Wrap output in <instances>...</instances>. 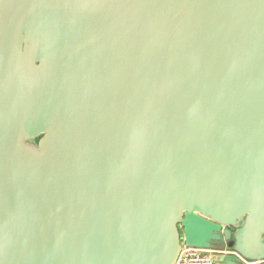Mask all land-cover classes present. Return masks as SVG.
Segmentation results:
<instances>
[{
    "label": "water",
    "instance_id": "1",
    "mask_svg": "<svg viewBox=\"0 0 264 264\" xmlns=\"http://www.w3.org/2000/svg\"><path fill=\"white\" fill-rule=\"evenodd\" d=\"M184 245L264 264V0H0V264Z\"/></svg>",
    "mask_w": 264,
    "mask_h": 264
},
{
    "label": "built area",
    "instance_id": "2",
    "mask_svg": "<svg viewBox=\"0 0 264 264\" xmlns=\"http://www.w3.org/2000/svg\"><path fill=\"white\" fill-rule=\"evenodd\" d=\"M222 252L215 249H205L184 245L176 264H216V254ZM247 264H260L261 262L247 261Z\"/></svg>",
    "mask_w": 264,
    "mask_h": 264
},
{
    "label": "rangeland",
    "instance_id": "3",
    "mask_svg": "<svg viewBox=\"0 0 264 264\" xmlns=\"http://www.w3.org/2000/svg\"><path fill=\"white\" fill-rule=\"evenodd\" d=\"M216 256H221L220 261H221L222 264H231V263H229L230 261L227 258L229 255H227L225 253H222V254H218V255L216 254Z\"/></svg>",
    "mask_w": 264,
    "mask_h": 264
},
{
    "label": "crops",
    "instance_id": "4",
    "mask_svg": "<svg viewBox=\"0 0 264 264\" xmlns=\"http://www.w3.org/2000/svg\"><path fill=\"white\" fill-rule=\"evenodd\" d=\"M229 251V250H228ZM228 253V252H227ZM227 253H225V254H227ZM231 253V252H230ZM222 254V253H221ZM229 255V254H228ZM231 255H233L232 253H231ZM217 260H216V264H222L221 263V261H220V256H217Z\"/></svg>",
    "mask_w": 264,
    "mask_h": 264
},
{
    "label": "flooded vegetation",
    "instance_id": "5",
    "mask_svg": "<svg viewBox=\"0 0 264 264\" xmlns=\"http://www.w3.org/2000/svg\"><path fill=\"white\" fill-rule=\"evenodd\" d=\"M39 140H40V138H38L37 140H35V142H36V143H38V142H39Z\"/></svg>",
    "mask_w": 264,
    "mask_h": 264
}]
</instances>
